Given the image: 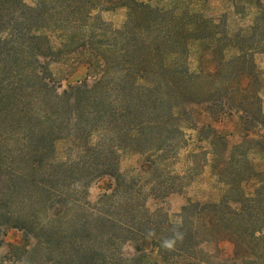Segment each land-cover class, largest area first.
Instances as JSON below:
<instances>
[{
    "label": "trees",
    "instance_id": "trees-1",
    "mask_svg": "<svg viewBox=\"0 0 264 264\" xmlns=\"http://www.w3.org/2000/svg\"><path fill=\"white\" fill-rule=\"evenodd\" d=\"M117 7L125 21L105 29L99 13ZM254 8L233 32L136 0H0V264H264V0ZM187 131L222 194L169 214L157 203L199 170L196 152L175 166ZM60 141L74 155L58 158ZM123 153L144 161L127 174Z\"/></svg>",
    "mask_w": 264,
    "mask_h": 264
},
{
    "label": "rangeland",
    "instance_id": "rangeland-1",
    "mask_svg": "<svg viewBox=\"0 0 264 264\" xmlns=\"http://www.w3.org/2000/svg\"><path fill=\"white\" fill-rule=\"evenodd\" d=\"M40 0H23V2L28 6L36 5ZM138 2H144L146 4H150L152 6H158L165 10H173L175 12H180L183 9L195 10L202 14L204 17L213 18L219 20L220 23L224 22L229 30L233 32H237L245 29L246 27L252 24L255 8L254 1L255 0H136ZM127 14V9L122 7H117L111 11H103L99 13L101 19L105 22V29H117L120 28L123 22L125 21ZM75 33V32H74ZM56 34V33H55ZM58 34V33H57ZM56 35H54L55 38ZM74 39H78L79 36H74V34L70 35ZM60 35L56 36L55 42L57 44L61 40L64 39L59 38ZM107 43L115 45L116 40H112L109 37ZM64 44V43H61ZM191 52L189 55V64L191 69H196L198 66V57L204 51L203 46L200 43H194L191 45ZM72 49V47H68L66 49L63 48L64 51H68ZM72 50H76L73 48ZM93 52V50H92ZM78 53V54H77ZM82 54V53H81ZM80 54V49L74 52V56L76 60ZM87 54V53H86ZM84 54V56H87ZM253 60L256 65V69L258 72V80H259V91L258 95L261 101V108L264 113V56L256 53L253 56ZM74 63V62H73ZM211 62H207L203 64L204 68L210 67ZM51 69L56 74L64 70L62 66L51 65ZM187 136H190L187 143L183 145L184 148L180 150V156L177 158V162L175 163L176 168L180 169V167L186 164L189 160L187 157L190 156L191 152H196L194 157L192 158L195 161V164L199 166V170L191 173L185 180L184 184H187V189L185 194H174L162 201H159L157 205L166 210L169 214L177 213L180 208L185 204L187 198L198 201H211L218 198L220 194H222V186L217 182L216 178H214L209 171V168L206 166L202 169V166L206 164V161L209 159L208 155H205L201 150L205 147L204 142H200L194 136V133L187 131ZM70 146L66 142H58L56 144V149L58 151V158H65V154L71 153ZM75 153V151H73ZM71 153L74 155V153ZM206 158V160H205ZM256 160H262L260 156H256ZM144 157L139 156L137 154H129L123 153L120 156V169L125 173L129 174L135 170L143 163ZM201 169V170H200ZM154 177V176H153ZM146 178H150L146 176ZM189 183V184H188ZM103 182H95L89 189V201L94 203L102 192V188L104 187ZM186 188V187H185ZM150 207L153 208L154 205L149 203ZM156 205V206H157ZM23 236L21 232L14 231L7 235L5 241L7 243H15L21 242ZM5 253V249L0 250V255Z\"/></svg>",
    "mask_w": 264,
    "mask_h": 264
}]
</instances>
